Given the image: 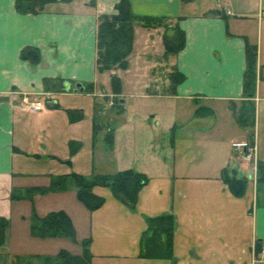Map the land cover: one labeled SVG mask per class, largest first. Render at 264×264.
I'll list each match as a JSON object with an SVG mask.
<instances>
[{"label": "crops", "instance_id": "crops-1", "mask_svg": "<svg viewBox=\"0 0 264 264\" xmlns=\"http://www.w3.org/2000/svg\"><path fill=\"white\" fill-rule=\"evenodd\" d=\"M119 1L62 0L33 14L19 12L15 0H0V217L13 216L27 192L49 186L53 176L133 168L149 177L134 210L106 186L93 189L105 197L95 210L78 199L75 185L43 193L46 214L64 210L71 217L81 253L82 241L90 238L92 264H264L256 249L258 244L264 249V179L258 172V162L264 163L261 78L251 99L254 125L244 128L236 119L246 100L247 41L258 42V74L264 66V0H130L137 15L178 23L186 44L166 58L165 27L135 25V36L138 27L143 29L145 74L134 84L138 90L128 92L122 84V112L110 105L116 95L100 86L97 69L99 16L116 13ZM216 9L221 14H211ZM27 46L40 48L39 63L21 57ZM164 63L170 65L167 71L185 75L175 92L171 86L164 92L155 78L146 79ZM46 77L63 79L65 88L47 89ZM78 82L83 91L75 90ZM90 83L92 91L86 89ZM24 96L42 100L44 108L23 107ZM68 109L82 110L83 118L70 121ZM174 125V140H162ZM110 128L112 146L105 140ZM185 130L189 137L192 131L207 130L210 138L179 142ZM72 140L82 143L74 154ZM253 144L256 150L246 159L244 150ZM226 168L246 179L244 195H234L224 181ZM162 214L175 218L174 255L141 258L147 219ZM20 224L30 236L29 220ZM11 231L7 228L0 246V264H18ZM65 237L41 239L69 250Z\"/></svg>", "mask_w": 264, "mask_h": 264}, {"label": "trees", "instance_id": "trees-1", "mask_svg": "<svg viewBox=\"0 0 264 264\" xmlns=\"http://www.w3.org/2000/svg\"><path fill=\"white\" fill-rule=\"evenodd\" d=\"M62 0H15L16 8L21 13L37 14L45 10L49 3ZM190 2L192 0H182ZM117 12L113 14H102L99 16L97 29V69L104 71L108 69L126 68L129 65V57L134 48L135 25L141 24L147 28L165 27L163 41L165 45L164 57L176 54L182 50L186 44V33L178 23L172 25L168 18L164 16L137 15L131 5L130 0H120L116 4ZM211 14H221L219 9L212 10ZM224 15V14H223ZM21 57L39 63L41 61V50L37 46H27L22 49ZM169 76L172 79V92L176 91V86L185 79V75L174 70ZM264 76V66L258 74V46L255 43L247 41L246 43V69L243 80V93L246 100L256 95L258 79ZM112 91L116 95L112 107L117 112L123 111V100L119 98L122 93V81L117 74H112ZM44 85L47 89L63 90L64 81L61 78L44 79ZM92 83L87 84L88 91L93 90ZM244 100L239 108L236 119L244 127H250L254 124L255 109L252 108L253 118L249 123L248 110ZM251 103V102H249ZM253 103V102H252ZM57 107V104H53ZM233 107V106H232ZM70 121L81 120L84 116L82 110L68 109ZM106 142L112 146L114 143V129L110 128L105 136ZM82 143L79 141H70V151L76 153ZM258 172L260 179H264V163L258 162ZM222 178L228 183L231 191L236 196L244 195L247 187V181L243 177H238L236 171L230 172L224 169ZM149 177L144 172L133 168L120 170L114 173H92L85 175L81 173H69L52 177L49 186L36 187L28 191L48 192L54 190H64L71 185L77 187L78 199L90 210L100 208L105 203V197L94 192V187H109L114 195L132 210L136 209L139 192L147 183ZM21 197V196H20ZM9 226V220L6 217H0V246L6 241V231ZM35 234L48 236H66L76 240V229L69 214L64 210L51 211L45 216H35L31 223ZM174 234L175 218L172 214H162L152 216L147 219V228L144 230L140 240V254L144 259H171L174 255ZM90 238L82 241L83 251L81 254L71 253L62 248L56 258H47L48 264H92L93 255L89 248ZM257 252L261 250L257 245Z\"/></svg>", "mask_w": 264, "mask_h": 264}, {"label": "rangeland", "instance_id": "rangeland-1", "mask_svg": "<svg viewBox=\"0 0 264 264\" xmlns=\"http://www.w3.org/2000/svg\"><path fill=\"white\" fill-rule=\"evenodd\" d=\"M248 26L253 28V33L254 32L256 33V27L251 26V24H248ZM138 30H139L137 31L138 34L134 37V41L136 39L137 43L135 42L128 67L126 68L115 67L113 69H116V70L108 69V70L101 71L100 72V86L103 84L107 89H111V92H113L111 78H112V74L114 72H117V75L120 76L122 84L125 82L126 90L128 92L134 91V89L138 90V87L136 88L134 84L136 81H139L141 77H143V75L145 74L144 72L145 68L143 66V62L140 57L141 43H142L141 35H142L143 29L141 27H138ZM140 30L142 31L140 32ZM254 43L258 44L257 41H255ZM169 67L170 65L164 63L161 68L157 67L155 71L152 70L153 72L151 74H147L146 79H148L149 77L155 78L156 83L160 87H162L163 91L165 92L166 91L165 87L166 86L170 87L172 83V79L169 76L170 72L167 71L169 70ZM262 81L263 83L261 85V88H262V91H264V76L262 78ZM243 105H245L246 109L249 112L248 119H249V123H251L252 118H253L252 108L254 107V105L252 101H248V100H246ZM175 128H176L175 125L172 126L170 129V133L163 134L161 139L166 140L167 142H172L175 136L173 133L175 131ZM244 128H247V127H244ZM200 132L201 131L196 132V130L192 131V136L189 137L190 132L185 130L183 133H179V137H178L179 142H188V141L192 142V140H194L195 142H198V140H201L202 137L210 138L207 135H210L211 132L207 130H203L202 131L203 133L202 132L200 133ZM197 133L198 135H196ZM238 140H242V139L240 138ZM251 147L252 145H250V148ZM248 148H246L244 151H246ZM234 163L237 164V162H234ZM232 166L234 165L232 164ZM43 195L44 194L41 192L40 193L39 192H29V194L27 193L26 196H24L23 198L25 200L21 203L22 204L21 208L17 209V211L15 210L13 216L8 218L9 220L8 230L12 229L10 233V238H9L10 246L12 247V249L13 248L17 249L15 251L20 252V254H15V255L13 254L14 252L12 253L18 264H48L46 261L47 258H50V257L56 258L60 251L59 249H61L60 248L61 246L57 248L56 246L52 244H48L47 241H43V239L41 238H44V237L35 234L34 231L32 230L31 223H32V220L35 218V216L43 217L46 214V212H44L45 211L44 207L42 206V201L45 200V197H43ZM51 196H49V198H51ZM22 209H24L25 211L24 213L21 212L23 211ZM24 219L29 220V223H30L29 228H30V233H31L30 236L28 233L27 234L25 233V235L23 234V225L20 223L24 221ZM63 242L67 243L66 247H69V251L71 253H81L80 246L77 245L76 240L68 237V239L63 240Z\"/></svg>", "mask_w": 264, "mask_h": 264}, {"label": "built area", "instance_id": "built-area-1", "mask_svg": "<svg viewBox=\"0 0 264 264\" xmlns=\"http://www.w3.org/2000/svg\"><path fill=\"white\" fill-rule=\"evenodd\" d=\"M262 14L264 15V11L262 12ZM113 103H114V100H111L110 104L112 105ZM21 105L23 107L32 109L34 111H38L44 108V102L42 100L31 99L29 96H24L22 98ZM248 149L244 152V157L246 159L251 158L252 154L256 150V145H252V147L251 148L249 147ZM257 254H258V260L264 261V249H261Z\"/></svg>", "mask_w": 264, "mask_h": 264}, {"label": "water", "instance_id": "water-1", "mask_svg": "<svg viewBox=\"0 0 264 264\" xmlns=\"http://www.w3.org/2000/svg\"><path fill=\"white\" fill-rule=\"evenodd\" d=\"M75 90H84V86L82 85V83L78 82L75 84Z\"/></svg>", "mask_w": 264, "mask_h": 264}, {"label": "bare ground", "instance_id": "bare-ground-1", "mask_svg": "<svg viewBox=\"0 0 264 264\" xmlns=\"http://www.w3.org/2000/svg\"><path fill=\"white\" fill-rule=\"evenodd\" d=\"M112 105H114V103Z\"/></svg>", "mask_w": 264, "mask_h": 264}]
</instances>
